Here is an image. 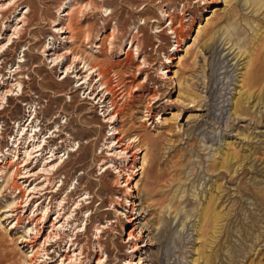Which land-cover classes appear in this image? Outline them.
Instances as JSON below:
<instances>
[{"label": "rangeland", "instance_id": "obj_1", "mask_svg": "<svg viewBox=\"0 0 264 264\" xmlns=\"http://www.w3.org/2000/svg\"><path fill=\"white\" fill-rule=\"evenodd\" d=\"M14 1L5 15L11 23L28 1L34 10L19 40L0 50L2 73L22 82L0 106V150L12 143L28 110H36L28 122L35 117L47 141L44 157L65 153L58 173L53 168L46 174L48 190L58 189L69 211L84 193L90 197L72 213L81 227L74 237L83 248L75 264H93L97 252L100 264H264V83L251 94L239 87L242 75L264 61V7L251 0ZM64 11L69 23L61 17ZM57 19L69 34L53 32ZM10 30L1 32L0 43ZM44 47L64 58L49 63ZM86 64L102 73L99 78L93 68L88 82L96 93L109 92L124 127L120 143L134 156L130 167L120 157L102 170L105 148L118 135L110 136L88 86L71 74L76 67L88 75ZM237 99L245 110L233 115ZM136 135L143 139L139 144ZM226 157L228 168L221 166ZM14 160L21 162L20 156ZM1 181L0 264H20L30 256L28 249H18L30 227L24 218L36 207L30 204L14 228V218L5 219L2 211L11 202L19 206L21 195ZM207 204L219 218L204 228L200 214ZM133 216L138 219L128 222ZM131 227L134 239L127 238ZM53 241L38 263L56 262Z\"/></svg>", "mask_w": 264, "mask_h": 264}, {"label": "bare ground", "instance_id": "obj_2", "mask_svg": "<svg viewBox=\"0 0 264 264\" xmlns=\"http://www.w3.org/2000/svg\"><path fill=\"white\" fill-rule=\"evenodd\" d=\"M251 2H252V4L253 3L255 4L254 6L259 5V8L264 7V0H251ZM15 3H16V1H14V0H0V23L4 22V27H5L4 29L0 28V35H1V32L3 30L9 31L11 28L10 32L5 34L6 38L5 37L2 38V41H4V43H0V50H2L5 46L9 45V43H10L9 46H11L12 44H14V42L16 40H19L20 35H21L22 31L24 30V27L29 25L31 23V21L33 20L31 13L34 10V5L32 2L28 1L27 3H25V11L20 16H18V18H16L14 23H11V21H8V19H6V17H5V15L8 11L13 9V6ZM66 4H68V6H69L68 8L70 9L71 8L70 2L67 1ZM257 11H258V9H257ZM166 16L168 17L169 22L172 23V19L170 18V16L167 14H166ZM61 17H66L67 23L70 22L69 11H64L62 13ZM147 20H149V19H147ZM56 21L57 22L55 23V25H53V32L56 33V35H62L64 33L69 34V31H70V30L68 31L69 26L68 27H62V26H60V23H61L60 19H57ZM70 25H73V24H70ZM169 30L174 35H176L178 33V32L176 33L175 28L171 27V28H169ZM70 36L72 37V35H70ZM62 39L64 40V43L69 42V41H67L68 37H66V36H63ZM69 40H71V39H69ZM258 41H259V39H258ZM130 42H131V39H130L129 43ZM235 44H237V43H235ZM253 45H255V44H253ZM259 46H262V45H259ZM259 46H258V48L261 49L262 47L260 48ZM135 47L137 49V45ZM178 47H179V45L176 46L175 52L177 51ZM252 50H254V49H252ZM240 52H242V51H240ZM254 52H256V51L254 50ZM41 54L43 57H45L49 61V63H55L56 61H59L57 59L64 58L63 55L62 56L61 55L56 56L55 55V49H53V48L51 49V47H49V48L44 47L42 49ZM172 57H173V55H171V56H169V58H167L166 64L172 63ZM179 64H181V62H179ZM71 65L72 64H69L68 66H65L63 68L62 74H65L64 78H66L67 71L71 68ZM84 66L89 71L88 75L82 76V73H84V72H80V70L76 69V67H75V70L74 69L72 70L71 74L74 75V78H76L77 80H80L82 82L80 84V86L84 85V84H86L88 86L87 90H89L91 92L88 93L87 96H89V99L96 101L95 104L101 108V111L103 112L102 117H103L104 121L106 123H108V125L111 128L110 130L113 131V133L110 136H113V134L118 135L113 140H109V143L107 144V147L105 148V152L108 154L107 155L108 158H106V160H108V161L101 163V166L103 167L102 170L104 171V170L108 169L109 167L114 166L115 163H118V162L113 161V158H116L117 160L124 158V160H123L124 163L125 162L127 163L125 168L127 166L130 167V165L133 163L134 156H133V154L129 153V150L122 147L121 144H123V143H120L121 142L120 136L123 133L122 128H124V127L122 126L121 121L118 119V116H117L118 112L115 110L114 104L112 103V101L108 97V95H109L108 91L109 90L108 91L106 89L104 90L105 92L106 91L108 92L106 95L102 94L101 91H99L98 93L93 91L91 89L92 85L90 84V82H88V80H89L88 78L90 77V79H91L92 73H95V70H96L94 68L95 66L94 67H88L89 65H87V64ZM93 68L95 70H93ZM96 71L98 72V77H99L102 73L99 70H96ZM165 71L167 73L169 70L166 68ZM12 77H14V74H12V76L10 75L9 77H7V75H4L0 69V79H1L0 80V106H1L3 100L7 99L8 97H11V95L15 91V87H19V88L22 87V82L19 81V78L13 79ZM168 79L172 82L171 76L168 77ZM263 83H264V61H260V63L255 67V69H253V70L249 71L248 73L242 75L239 87H240V89H243V92L245 94H247V93H250L252 91H256L260 87L262 88ZM105 84H107V83H105ZM100 86H103V84ZM249 95H248V97H245L243 99L244 100L249 99V97L251 96V95L250 96ZM156 98H155V100H156ZM107 104L109 106L108 107L109 110L107 108ZM243 105L244 104L241 102V100L237 99V101H235V103L233 105V107H234L233 115L234 114L238 115V113H242V111L245 110L243 108ZM1 109L2 108H0V110ZM34 111H35V113L34 112L33 113L36 115L37 112H36V110H34ZM33 113L28 110V119L32 117ZM147 117L148 118L150 117L149 111H148ZM28 119L26 120L25 124L19 123L18 133L12 139V141H11L12 143L10 145H8L7 148L5 147L6 149H4L3 151L0 150V178L2 179L1 182H3L5 186L7 184H10V182H11L12 183L11 187H8L9 192H13L14 190H16L18 192V194L21 195V200H22V201H20L21 204L19 206L16 205L14 207L15 202H11L6 206V209L2 211V213H4L6 215L5 219L6 218H14V220H15L14 221V224H15L14 228H15L18 224H21V222L23 220L22 219L23 215L26 212L27 208L30 206V204L33 203L34 205L32 207H36L35 210H33V211L30 210V213H31L30 217L26 216L24 218V219H26L27 225H30V227H25L22 235L19 237L20 241L18 244L20 247L18 246V249H23V248L28 249L30 256L22 257V261L20 264H51V263L53 264V262H51V259H49V262H46L45 260L41 259V261L39 263L37 260H39L38 258H43L44 256L47 255L46 249L50 245L48 243L52 242V240H54V239H55V241H53V242L56 245V247L54 248V250L52 249L53 250L52 252H54V253L58 252L59 253V255L56 254L57 260L54 264L80 263V259H81L82 254H83L82 253L83 248L81 245L77 244V240L74 237L75 236L74 232L76 230H77V232L79 230H81V227L79 226V224L76 225V221L73 219L72 213H74L73 211H75L76 209H79V206L83 205L82 203L86 202L90 197L87 196L88 193H84L83 198L79 197V199L80 198L81 199L77 203H73L74 208H71V210L69 211L66 208V203H65L66 199L57 197L56 191L58 189L55 188L56 191L48 190L49 186H47L46 183L48 182L49 178L46 176V174H48V172L53 168L56 169L55 174L58 173V171L61 168V163L64 160L63 158L65 156V153L63 155H59L57 152L52 151L51 155L49 157H44V155H43L44 154V146L47 144V141L44 140V137L39 134L40 130H38V125L37 126L34 125L35 117H33L30 122H28ZM16 123H18V122H16ZM16 123H15V125H17ZM1 134L2 133L0 132V140H1ZM140 138H141L140 135H136V139H137L138 144L141 143L143 140ZM108 139H112V138H108ZM9 140H11V137ZM144 144L146 145V141ZM126 153H129V155H128L129 158L125 157ZM10 154L12 155L13 160L11 159V160L4 161V158L6 159L5 155H10ZM18 156H20V159H21L20 163L19 162L17 163L14 160V159L17 160ZM228 165H229V161H228V158L226 157V158H224L221 166L224 168H228ZM123 169L124 168L121 169L119 166L115 167L116 173H119V174L123 173L122 172ZM59 182L61 183L59 185V187H60L63 183V180H60ZM124 183H129V182L126 179L124 181ZM56 186H58V185H56ZM129 189H131V188H129ZM48 193H51L50 197H48ZM47 197H48V200H47V203H45L44 201L47 199ZM88 203L86 202L85 204H88ZM133 206H134V204H133V202H131L130 203V207H131L130 213L133 210ZM72 209H74V210H72ZM36 210L37 211L39 210L42 213L40 215H38L36 213ZM22 212H23V214H22ZM51 212H52V216H53L52 219H50L51 216L50 217L48 216V214ZM34 213H35V215H33ZM200 217H201V221H202V227H204V228L209 227V226H214V224L217 222V219L219 218L218 214L214 212L213 208L209 204H207V206L203 207V210L200 214ZM137 219L138 218H135L133 216V217L128 219V222L133 223ZM96 228H98V227H96ZM95 230H97V229H95ZM98 231H99L98 233H101V230L99 228H98ZM134 237L135 236L133 233V228L131 227L127 233V238H133L134 239ZM65 238H69V240L66 243V248L58 250V246H59L60 242H62ZM142 247H144V246H142ZM137 248H138V246H136V245L132 246V250H137ZM96 254H97L96 259H95L93 264H100L101 260H100V257L98 256V252ZM128 264H133V263L128 262ZM134 264H140V263H139V261H137Z\"/></svg>", "mask_w": 264, "mask_h": 264}]
</instances>
